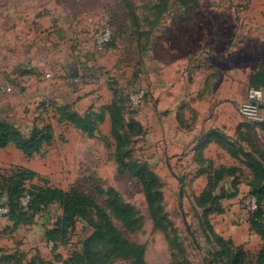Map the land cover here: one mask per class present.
<instances>
[{
	"label": "rangeland",
	"instance_id": "rangeland-1",
	"mask_svg": "<svg viewBox=\"0 0 264 264\" xmlns=\"http://www.w3.org/2000/svg\"><path fill=\"white\" fill-rule=\"evenodd\" d=\"M105 28L112 39L98 50ZM187 57L258 72L264 65V0H0V78L14 90L21 114L14 122L24 138L39 132L50 138L31 157L14 145L0 149V176L24 170L35 175L27 189L39 184L78 192L91 203L55 251L45 233L63 218L62 204L27 216V224L13 227L18 247L5 264H87V257L96 264H233L239 248L244 264H257L263 241L252 228L251 189L226 180L214 191L223 197L222 212L205 215L209 206L198 203L216 165L203 164L208 172L198 175L177 174L152 149L156 85L162 77H182ZM212 73L209 66L204 77ZM34 83L36 90L24 88ZM254 86L263 84H245L240 94ZM139 89L148 97L136 107L130 96ZM114 106L128 139L124 158L157 178L161 214H153L140 180L117 162ZM24 115L28 122L19 118ZM71 115L103 120L90 136L68 120ZM118 206L134 213L131 221L118 216ZM128 246L141 253L126 254Z\"/></svg>",
	"mask_w": 264,
	"mask_h": 264
},
{
	"label": "crops",
	"instance_id": "crops-1",
	"mask_svg": "<svg viewBox=\"0 0 264 264\" xmlns=\"http://www.w3.org/2000/svg\"><path fill=\"white\" fill-rule=\"evenodd\" d=\"M29 29L32 32L33 27ZM195 60L187 57L182 77L169 82L162 77L156 85L158 102L153 120L152 149L157 153L158 160L168 159L169 167L177 174L198 175L204 170L203 164L206 163L204 167L214 164L215 168L235 169V176L226 177L223 182L229 179L251 189L248 182L253 180V174L248 161L256 159L257 152L264 153V121L252 125L242 119L239 107L246 101V95L240 92L245 84H252V78L261 66L256 72L255 68L231 66L230 62L208 65L206 61ZM168 65H173V61ZM209 66L213 73L204 77ZM3 82L0 78V84ZM37 85L28 84L24 88L32 91ZM13 92L0 100V122L13 125L22 134L21 125L14 122L13 116L19 107L11 96ZM261 111L264 118V103L261 104ZM19 118L28 122L30 116ZM242 174H248V180L245 181ZM6 202L7 196H0V205L4 206ZM13 233V222L1 217L0 259L16 253L18 246L14 245Z\"/></svg>",
	"mask_w": 264,
	"mask_h": 264
},
{
	"label": "trees",
	"instance_id": "trees-1",
	"mask_svg": "<svg viewBox=\"0 0 264 264\" xmlns=\"http://www.w3.org/2000/svg\"><path fill=\"white\" fill-rule=\"evenodd\" d=\"M262 68V69H261ZM252 83H261L263 86H254L264 88V65L260 67V71L252 78ZM111 113V133L118 144V150L116 151L117 162L120 168L130 174L136 176L144 187L146 199L153 208V214H161V186L157 178L151 174L146 166H141L135 162H127L124 158L123 148L126 142V137L121 134L122 120L121 114L116 106L112 107ZM69 121L73 122L77 128L86 132L92 136L98 127V123L103 120L102 116H96L95 120L90 117H79L71 115L67 117ZM261 123H257L259 125ZM255 125V124H252ZM41 133H34L28 139L14 129H11L6 124L0 122V149L7 148L10 145H14L24 155L31 157L34 153L39 152L43 146L44 141H48L49 136L43 137ZM49 134V133H48ZM128 140V139H127ZM257 158L249 159V168L253 174V183L251 188V194L257 199L258 210L253 213L252 216V228L255 233L262 238V248L258 255L257 264H264V224L261 223V218L264 212V153L257 152ZM208 172V171H203ZM202 172V173H203ZM35 175L27 171L19 170L12 173L7 178L0 176V196L6 195V205L9 207V213L6 216L8 220L13 222V227H18L22 224H27L26 217L33 218L36 214L41 212L45 206L53 204L59 201L63 206L64 216L58 224L47 230L45 233V239L48 244H53L52 251H55L58 243L65 237L68 229L72 228L76 219L83 216L85 209L90 207L89 199L81 193H64L61 190L44 187L39 184H33L30 189H27L25 183L29 180H33ZM235 169L220 167L208 174L207 187L203 195L199 199V205L202 207L209 206L204 214L221 213L219 202L223 198L222 196H216L214 191L219 188V185L224 181L226 177H234ZM234 182V186H237V182ZM29 197L27 206H23L22 199ZM230 198V197H228ZM232 198V197H231ZM213 206H216L213 207ZM1 208V207H0ZM116 213L118 216L124 218L128 217L127 221H131L133 218V212L123 207H116ZM130 216V217H129ZM116 234V233H115ZM118 236V235H117ZM126 254L141 253L134 247H126ZM129 251V252H127ZM243 250L241 248L236 249L233 253V264H244L242 260ZM15 254L4 255L0 259V264H5L14 260ZM87 264H96L91 257H87Z\"/></svg>",
	"mask_w": 264,
	"mask_h": 264
},
{
	"label": "built area",
	"instance_id": "built-area-1",
	"mask_svg": "<svg viewBox=\"0 0 264 264\" xmlns=\"http://www.w3.org/2000/svg\"><path fill=\"white\" fill-rule=\"evenodd\" d=\"M112 39V32L109 28L103 29L97 39H96V47L98 50H102L106 47ZM79 83L78 79H74L71 81L72 85H77ZM13 92V87L4 82L0 84V100L7 94H11ZM148 97L147 89H139L135 91L130 96V102L133 106H142L145 103V100ZM264 103V88L261 87H250L246 94V101L239 107V113L242 119L249 124H257L262 123L264 121L262 111L260 109V105ZM29 202V197L22 199L23 206H27ZM258 210V203L255 197H252L249 200V211L255 213ZM9 213V207L5 204L0 208V218L6 217ZM50 250L53 249V244L49 243Z\"/></svg>",
	"mask_w": 264,
	"mask_h": 264
},
{
	"label": "water",
	"instance_id": "water-1",
	"mask_svg": "<svg viewBox=\"0 0 264 264\" xmlns=\"http://www.w3.org/2000/svg\"><path fill=\"white\" fill-rule=\"evenodd\" d=\"M259 107H260V109H261V105H260Z\"/></svg>",
	"mask_w": 264,
	"mask_h": 264
}]
</instances>
